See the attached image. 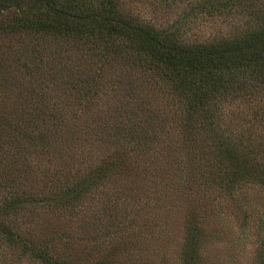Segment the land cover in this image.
I'll use <instances>...</instances> for the list:
<instances>
[{
	"label": "trees",
	"instance_id": "1",
	"mask_svg": "<svg viewBox=\"0 0 264 264\" xmlns=\"http://www.w3.org/2000/svg\"><path fill=\"white\" fill-rule=\"evenodd\" d=\"M246 185L264 264V0H0V264H89L93 202L127 221L96 238L136 243L150 215L200 246L192 195Z\"/></svg>",
	"mask_w": 264,
	"mask_h": 264
},
{
	"label": "rangeland",
	"instance_id": "2",
	"mask_svg": "<svg viewBox=\"0 0 264 264\" xmlns=\"http://www.w3.org/2000/svg\"><path fill=\"white\" fill-rule=\"evenodd\" d=\"M173 18L174 17L171 16L169 22H171ZM159 20L162 21L165 20V18ZM166 24L167 23H165V25ZM188 28L189 34L202 33L204 36H208L210 31H214L213 25L210 22L206 21L203 24V22L199 20L191 22ZM181 184L183 185L184 183L181 182ZM118 187L121 189L122 183ZM102 190L108 192L107 186ZM244 190L245 192L239 195L235 193L234 190L226 191L223 188L217 189L216 186L213 187L212 191H208L205 194L199 193L197 197V199H201L199 203L196 202L197 199L195 200V195H192L191 199L189 195L181 197L182 200L190 199L191 203H187L188 206L191 205L189 208L198 213L199 216L197 217L199 219L205 218L208 226L212 228V231H210L207 236L205 244L201 239L200 246L193 243L186 249H182L178 241L174 240V238L176 239L177 232L174 231L173 228L171 229L169 225L168 229H164V233H162V235L165 234V236L155 235L150 215L147 217V221L148 219L149 221L145 223L147 225L149 224L148 227L143 226V234H140L137 230L138 227L140 228L144 224L142 221H139V223L133 222V220L128 221V224L134 230L132 233H138V237L137 234L135 237L136 243L128 241L124 244H116L109 236L103 240L96 238V225L100 226L103 224L110 226L109 228L112 230L118 228V226L121 227L122 222H124V226L127 227V221H123V216L122 218L120 216L121 220L119 219L118 221L117 219L107 221L105 214L103 215L104 217L99 216L102 207L99 208V203L93 202L89 207L92 220L87 231V240L85 246L79 249L78 255L79 257L83 256L86 258L89 264H119V261L120 264H122V261H124V264H250L249 262L252 260L251 252L253 248L256 247V240L249 237V232H251V230L249 231L247 226L240 225L241 213L240 210L237 209V205L240 204L241 210H244L249 205L254 204L248 208L249 210L253 209L255 205L260 206L262 202L259 198L260 196H252L253 190L251 186L246 185ZM193 201L195 203H192ZM139 202L142 203V201ZM183 204L185 205V203ZM259 213V210L256 213L251 212L253 216L251 221H256ZM122 214H125L123 209ZM136 214V210L130 212L131 217H135ZM177 216L183 218V214L181 213H178L176 217ZM174 220L175 222L177 221V219ZM141 235H143V239H140ZM236 242H238V246L242 252H237L236 249H234L235 252H233V248L237 244ZM198 252H200L199 255H196ZM110 258H113V263L110 261Z\"/></svg>",
	"mask_w": 264,
	"mask_h": 264
}]
</instances>
